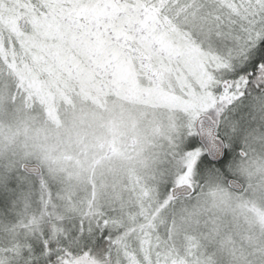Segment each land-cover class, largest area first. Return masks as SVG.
Listing matches in <instances>:
<instances>
[{
  "label": "snow or ice",
  "instance_id": "6c2138e0",
  "mask_svg": "<svg viewBox=\"0 0 264 264\" xmlns=\"http://www.w3.org/2000/svg\"><path fill=\"white\" fill-rule=\"evenodd\" d=\"M0 264H264V0H0Z\"/></svg>",
  "mask_w": 264,
  "mask_h": 264
}]
</instances>
